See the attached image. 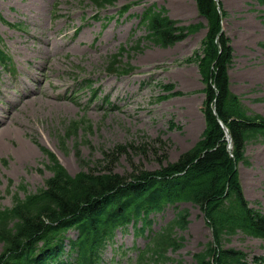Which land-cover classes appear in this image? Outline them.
<instances>
[{"label": "rangeland", "instance_id": "374dc122", "mask_svg": "<svg viewBox=\"0 0 264 264\" xmlns=\"http://www.w3.org/2000/svg\"><path fill=\"white\" fill-rule=\"evenodd\" d=\"M218 2L233 54L230 88L246 106L264 115V100H257L264 97V46L259 44L264 41V3ZM126 3H130L128 12L117 16ZM150 5L163 7L179 24L206 23L195 0H115L102 9L93 0H0V39L14 62V71L0 69V121L4 120L0 123V133H4L0 138V194L7 192L8 178L12 191L20 180L27 192L44 187L50 172L36 169L48 158L35 142L50 149L68 173L78 172L80 164L93 172L108 171L103 170L108 165L129 177L141 170H159L198 139L204 128V84L197 56L206 29L171 46H157L142 38L146 31L137 24L136 15ZM18 22L21 26L10 25ZM39 38L55 43L45 46L44 52ZM33 46L42 52L32 51ZM121 46L125 49L117 57V66L134 67L130 76L108 72ZM84 78L97 87L98 98L91 102L90 91L79 86ZM82 116L89 124L62 143L60 137L68 123ZM19 140L35 146V154L20 163ZM245 154L249 163L237 165L244 198L253 208L264 210V143H249ZM9 203L10 196L4 194L0 205ZM179 208L190 213L187 229L176 231L182 246L167 253L172 259L156 264H195L192 254L213 239L202 211L190 203L154 215L152 229L171 219ZM114 234L112 243L101 252L100 264H133L147 236L135 237L131 226L116 228ZM226 245L245 251L247 264H261L248 257L264 255L263 239L236 233Z\"/></svg>", "mask_w": 264, "mask_h": 264}, {"label": "trees", "instance_id": "16d2710c", "mask_svg": "<svg viewBox=\"0 0 264 264\" xmlns=\"http://www.w3.org/2000/svg\"><path fill=\"white\" fill-rule=\"evenodd\" d=\"M93 1L99 7L115 2ZM258 1L264 3V0ZM195 2L205 24H179L165 14L163 7L155 9L154 5L145 9L141 23L146 30L144 37L160 47L171 46L200 28H206L197 56L204 84L205 123L198 140L159 170H141L129 177L113 172L108 165L103 169L108 171L83 169L70 175L54 154L49 153V163L45 167L51 175L44 180V187L27 192L25 184H20L19 188L25 191L24 197L15 193V204L0 209V248H3L0 258L11 253L7 258L12 259V264H49L44 259L58 256V244L42 248L39 256L24 262L16 259L13 253L30 249L44 230L77 222L80 233L77 264H87L94 250L104 245L107 238H112L116 227L131 219L145 218L168 203L186 201L200 208L213 237V241H207L201 250L192 254L195 264H247V253L227 246L226 242L237 232L264 239V210L253 208L244 198L237 171L238 163H249L246 146L264 142V115L246 107L230 88L228 69L233 54L229 39L223 32L218 34L220 14L215 1ZM260 44L264 46V41ZM0 57H3L1 50ZM118 62L114 59L109 68H118L115 66ZM259 99L264 100V97ZM219 121L227 127L232 139V154ZM79 122L87 126L85 120ZM68 127L66 136L76 132L77 121H72ZM188 216L186 209L180 211L139 254L136 264L171 259L167 251L182 246L173 228L185 230Z\"/></svg>", "mask_w": 264, "mask_h": 264}, {"label": "bare ground", "instance_id": "6f19581e", "mask_svg": "<svg viewBox=\"0 0 264 264\" xmlns=\"http://www.w3.org/2000/svg\"><path fill=\"white\" fill-rule=\"evenodd\" d=\"M42 39V42H39V44L43 45V51L46 52L47 48H50V46H52L55 43L54 39H50V38H39ZM45 46L47 48H45ZM31 50L36 52V53H40L42 52L38 46H33L31 47ZM39 60V59H37ZM49 63L46 61L45 62V68L44 70L47 69V65ZM4 135V133H0V138H2V136ZM0 149H2V143L0 142ZM17 149L21 151V153L18 155L17 158V162H21L22 160H25L26 158H28L31 155L35 154V146L32 143H29V141H24V140H19Z\"/></svg>", "mask_w": 264, "mask_h": 264}, {"label": "water", "instance_id": "95a60500", "mask_svg": "<svg viewBox=\"0 0 264 264\" xmlns=\"http://www.w3.org/2000/svg\"><path fill=\"white\" fill-rule=\"evenodd\" d=\"M225 130H226V128H225ZM227 137H228V142H229L228 148H230L231 147V139H230L228 134H227Z\"/></svg>", "mask_w": 264, "mask_h": 264}]
</instances>
